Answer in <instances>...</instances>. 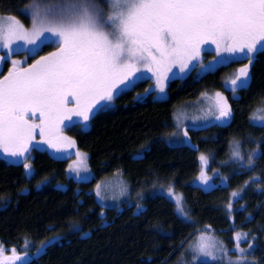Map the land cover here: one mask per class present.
Listing matches in <instances>:
<instances>
[{
    "label": "trees",
    "instance_id": "1",
    "mask_svg": "<svg viewBox=\"0 0 264 264\" xmlns=\"http://www.w3.org/2000/svg\"><path fill=\"white\" fill-rule=\"evenodd\" d=\"M36 1L0 0V17L21 18L28 24L21 10ZM103 2L99 0L101 6ZM57 48L42 46L25 59L31 63ZM19 55L24 58L25 52ZM225 63L215 72L198 75L194 69L168 81L164 97L137 99L150 83L147 78L138 80L116 93L110 106L94 113L85 128L68 127L76 145L88 154L89 178L70 177L67 157L58 159L44 147L30 155L31 176L22 163L0 158V245L29 253L20 264H186L181 254L197 232L211 230L232 237L245 229L256 236L252 252L256 264H264V127L250 119L254 108L264 104V52L257 54L251 67L250 87L236 97L224 82H230L248 60ZM9 64V60L3 64L0 77ZM207 89L228 99L230 120L189 127L186 141L172 145L167 135L174 128L176 107ZM235 142L246 152L243 161L223 166L212 187L192 182L201 170L202 154L208 162L227 158ZM257 148L253 166L245 167L248 154ZM116 173L125 175L133 193L141 195L137 203L99 202L96 185ZM166 187L180 191L188 218L181 217L161 191ZM235 190L241 196L230 214L224 205ZM137 204L143 206L141 211ZM42 245L46 247L39 250Z\"/></svg>",
    "mask_w": 264,
    "mask_h": 264
},
{
    "label": "snow or ice",
    "instance_id": "2",
    "mask_svg": "<svg viewBox=\"0 0 264 264\" xmlns=\"http://www.w3.org/2000/svg\"><path fill=\"white\" fill-rule=\"evenodd\" d=\"M106 2L110 8L107 16L94 10L91 0H78L61 9L56 18H49L47 12L30 14L22 9L21 14L31 19L30 29L15 17H9L6 26L0 25V51L5 53L0 55V71L13 54L25 52L27 59L42 46L59 45L56 51L41 56L28 67L12 60L7 75L0 79V154L14 158V162L18 158L28 176L34 171L29 153L34 150L37 130L40 142L59 154L56 158L63 159L69 149L76 148V141L63 135L64 127L80 124L85 128L92 114L110 106L108 102L116 92L135 86V81L141 78L138 76L141 68L152 73L155 88L165 94L166 81L190 73L195 69L194 62H201L199 75L227 66L225 61L247 59L248 63L224 85L233 97L250 87L251 67L257 54L264 52V0ZM17 41H22L23 46L17 45ZM207 45L215 46L217 59L204 65L201 53ZM177 68L179 72L174 71ZM151 91L146 90L148 94ZM214 109L218 113L216 121L230 120L232 108L219 92L215 95ZM211 114L210 109L206 115ZM250 119L264 127V104ZM187 136L186 130L184 137ZM74 154L76 160L69 170L80 178L81 172L89 171L88 154L79 150ZM231 158L237 162L244 160L238 142L233 144ZM255 158L249 153L245 167L251 168ZM199 160L203 165L208 163L203 154ZM199 179L207 183L209 177L202 170ZM248 183L245 181V186ZM95 194L102 198L100 184L96 185ZM167 195L174 201L177 213L186 219L183 196L174 193L171 187ZM231 196L237 198L241 193L234 191ZM232 203L230 199L229 210ZM136 207L138 211L143 208L141 204ZM247 236L248 233L240 232L233 236L236 252L241 254L236 264H242L243 254L254 247V243H249L248 249L240 246ZM45 247L42 245L41 249ZM190 247L196 253L193 259L204 256L216 260L217 251L224 256L228 254L227 248L205 235ZM5 251L0 245V264L21 261L15 248L11 249V255H5Z\"/></svg>",
    "mask_w": 264,
    "mask_h": 264
},
{
    "label": "rangeland",
    "instance_id": "3",
    "mask_svg": "<svg viewBox=\"0 0 264 264\" xmlns=\"http://www.w3.org/2000/svg\"><path fill=\"white\" fill-rule=\"evenodd\" d=\"M93 1H94V3H93ZM93 1H91V4H93L95 6L94 10H100V11H102L104 16H107V14L110 11V8H109L106 0H104V2L102 3V6L99 4V0H93ZM76 2H78V0H55V1H53V0H38V1L30 4L29 6L25 7L24 9H27L30 14H35L36 12H40L41 15H44L47 12L49 14V18H56L58 16V14L60 13L61 9H64L69 4L76 3ZM8 18L9 17H0V25L6 26L9 23ZM27 18L29 20L28 24H25L21 18H16V19L19 20L22 24H24L26 28L30 29L31 19H30V17H27ZM46 35H50V34H46ZM16 43H17V45L23 46L22 41H17ZM53 44H55V43H53ZM56 45L59 47L58 44H56ZM4 54L5 53L3 51H0V55H4ZM25 54H27V53H25ZM48 54H45L43 56H46ZM223 55L227 56L228 54H223ZM20 56L21 55H19V54L11 55L8 58V60L10 62L8 68L12 67V64H11L12 60L21 61V67H28V65L32 64L35 60H38L41 57V56L40 57H34L33 62L28 63V62H25V57L23 58ZM215 59H217L216 52H215V46L214 45L205 46V50L202 51V53H201L202 63L204 65H207L209 62H211ZM194 63H195V71L197 73H200L201 62H194ZM174 71L179 72V69L178 68L174 69ZM0 73H1V71H0ZM7 73H8V71L4 75H7ZM185 74H187V72ZM185 74H182V76H184ZM138 76H140L141 78L137 79L135 82H137L138 80L147 78L150 81V83L148 84V87L145 89V91L140 93L139 95H137V97H140L141 99H143L148 95L156 97V98L164 97L167 95V91L165 94H160L158 92V90L155 88V77L152 76V73L147 72L146 69L141 68V72L138 74ZM2 78H3V76L0 77V79H2ZM167 83H168V81H166V85H167ZM148 89H152L150 94H148L146 92V90H148ZM118 92H116V93H118ZM218 92L221 93L218 90L207 89L204 92H202L198 98L194 99L193 101L185 102V103L180 104L176 107V110L174 112V118H173L174 128L167 135V140L172 145H179V144H182L184 140L186 141L187 137H184V131H186L189 127L205 125V124H208L209 122L215 120V115H217L218 113H215L214 104H215V95ZM108 103H110V102H108ZM69 106L71 107L72 105L70 104ZM259 106H261V105H259ZM259 106H256V108H254V110L251 112V116L253 115V113L256 111V109ZM210 109L212 110L213 114L206 115ZM73 119L77 120L79 118L74 117ZM89 121L86 123V125L89 123ZM37 122H38V120H37ZM253 122H255V121H253ZM255 123H258V122H255ZM76 125H78L77 127H79V128H75V129L82 130L80 124H76ZM67 128L68 127H64L63 135L73 139V137L68 132ZM35 144L37 147H44V148L51 150L52 152L55 153V151L53 149L48 148L47 144L40 142L39 130H37L35 140L33 141V149L34 150H35V146H34ZM239 147H240V145H239ZM257 149L258 150L255 152L254 156L259 153V148H257ZM34 150H32L29 153V155H33ZM77 150L86 153L85 151H83V149L79 148L76 145V148L69 149L68 152L66 154H64V157H67V159H68L67 173L69 174L70 177H72L74 179L89 178L91 176L90 169L87 173L81 172L80 178H77L76 174L69 170V165H71L73 163V161L76 160V156L74 153ZM231 152H232V149L230 150L229 156L227 158H216L214 160V162H216L217 165H214V162H211V161H209L207 163V165H203L201 163V170H200L199 174L197 175V177L194 180H192V182L197 183L199 185H202L204 187H208L212 184V180L214 179V177L218 176L219 172L222 173L223 166H228L234 162H236V165H238L237 161H234L231 158ZM240 152H241L242 156H243V153H244V155H246V152L244 151L242 146L240 147ZM55 154H57V153H55ZM0 157L6 158L7 161H14V158L8 157V156L3 155V154H0ZM87 163H88V161H87ZM88 167H89V164H88ZM202 170L209 177L207 183H202L199 179V176H200V173ZM99 184L101 185L102 198H100V197H97V198H98L99 202L104 206L120 205L123 202L130 204L132 202L139 201V199L141 198V195L138 196V194L136 195L133 193L132 186H131L129 179L123 174L116 173V174L106 175L99 181ZM171 188L173 189L174 193L181 194L180 191L174 189L173 187H171ZM168 189H169V187H166V188H163V190H161V191L165 195H167ZM235 192L239 193V190H235ZM230 199L234 203L237 198H233L230 194L228 202L230 201ZM233 203H232V209L231 210L228 209L227 203L224 205V209L228 210L230 214L232 213V210L234 208ZM184 208H185V211L187 212L185 202H184ZM175 209H176V206H175ZM187 218H188V215H187ZM237 232L248 233V231H246L245 229H239L236 232H234V235ZM201 235L210 236V237L214 238V240L217 242L218 246L223 245L224 248L228 249L227 256H224L222 252H219V251L216 252V256H217L216 260L217 261H219L221 264H236L237 258L241 254L236 252V249H235V243L236 242L233 240L234 235L232 237H224L222 235H217V233H215L211 230L210 231L203 230V231L197 232L196 234H194L192 236V238L188 241V244L184 248L183 253L181 254L183 262H185L186 264H193L196 261H203V262L212 261V259H210L208 257H204V256H199L197 259H193V257L196 255V253L193 250V248L190 247V245H194L198 241V238ZM255 238H256L255 235H250L248 233V236L245 238V240L241 241L240 246L242 248H245V249H248L249 243H254V247L251 250H249L243 254L245 259L242 262V264H256L255 257L252 255V252L255 250V246H256ZM3 248L6 249L5 255H11L12 254L11 253L12 248H5V247H3ZM39 250H41V248ZM16 254L22 257L21 261H17L16 264L22 263L27 256H30L29 253L20 252L17 249H16Z\"/></svg>",
    "mask_w": 264,
    "mask_h": 264
},
{
    "label": "flooded vegetation",
    "instance_id": "4",
    "mask_svg": "<svg viewBox=\"0 0 264 264\" xmlns=\"http://www.w3.org/2000/svg\"><path fill=\"white\" fill-rule=\"evenodd\" d=\"M26 56H27V54H25V58H26ZM27 62V61H26ZM29 63V62H28ZM35 146V148H38L37 146H36V144L34 145ZM51 151V150H50ZM52 152V151H51ZM52 153H54V152H52ZM56 155H59V154H56ZM29 157H30V155H29ZM0 158H2V157H0ZM3 159H5L6 161H7V159L6 158H3ZM18 158H16L15 159V162L14 161H8V162H14V163H20L19 162V160H17ZM69 175V174H68ZM212 184H213V180H212ZM212 184L210 185V186H208V187H212Z\"/></svg>",
    "mask_w": 264,
    "mask_h": 264
}]
</instances>
